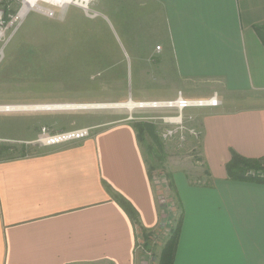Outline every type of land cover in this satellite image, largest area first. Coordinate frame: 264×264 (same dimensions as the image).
<instances>
[{
	"label": "crops",
	"instance_id": "obj_1",
	"mask_svg": "<svg viewBox=\"0 0 264 264\" xmlns=\"http://www.w3.org/2000/svg\"><path fill=\"white\" fill-rule=\"evenodd\" d=\"M94 6L107 10L127 38L126 28L135 25L126 24L125 12L135 13L142 30L135 34L148 46L143 53L133 48L136 60L170 57L191 87L185 93L206 95L209 83L222 97L221 106L194 112L209 175L190 180L183 170L173 172L183 210L174 264H264V184L230 180L226 171L231 150L264 156V44L255 29L264 26V0ZM157 36L162 40L153 43ZM132 115L90 125L92 135L80 142L0 161V264H139L142 230L104 184L134 205L157 242L156 184Z\"/></svg>",
	"mask_w": 264,
	"mask_h": 264
},
{
	"label": "rangeland",
	"instance_id": "obj_2",
	"mask_svg": "<svg viewBox=\"0 0 264 264\" xmlns=\"http://www.w3.org/2000/svg\"><path fill=\"white\" fill-rule=\"evenodd\" d=\"M96 9L100 12L96 19H89L78 7H70L61 20L32 13L7 47L6 58L0 64V104L75 105L66 109L0 112V161L39 152L44 148L37 143L43 127L53 133L95 123L108 126L133 114L135 122L154 123L159 135L164 127L173 125L161 118L179 112L152 108L145 102L171 100L180 93L188 98H207L215 93L209 83L204 85L208 88L206 95L185 93L184 87H191L176 75L170 57L164 61L136 60L133 48L142 52L148 46L141 44L144 38L135 34L142 30L139 22L133 20L134 12H125V20L129 19L126 24L135 25L126 28L130 32L127 38L107 10L101 6ZM151 39L154 43L162 40V36ZM130 99L140 105L134 108L102 105L126 103ZM196 110L185 111L184 122L187 129L197 130L199 137L188 133L184 143L162 140L167 153L164 162L148 153L146 147L151 140L147 135L143 142L157 195L167 196L170 202L174 199L166 174L183 170L190 180L203 179L202 174H206L198 153L202 128L200 118L194 115ZM172 203L176 211L178 203L176 200ZM167 234L161 232L157 242H150L148 252L142 246L138 248L139 264H158Z\"/></svg>",
	"mask_w": 264,
	"mask_h": 264
},
{
	"label": "built area",
	"instance_id": "obj_3",
	"mask_svg": "<svg viewBox=\"0 0 264 264\" xmlns=\"http://www.w3.org/2000/svg\"><path fill=\"white\" fill-rule=\"evenodd\" d=\"M96 0H0V64L6 58V49L13 41L20 28L24 25L27 17L35 13L48 19H63L70 7L80 8L86 17L96 19L100 16L99 10L95 8ZM157 46V49H160ZM152 108L176 109L179 113L176 116L161 118L166 124H173L164 127L159 136L162 140L184 143L187 141V134L197 135L200 133L195 129H187L184 122V112L198 108H216L222 105V99L218 93L207 98H188L182 93L171 100L150 101ZM9 104H0V112H13ZM176 124V125H175ZM94 127L86 126L57 132H49L46 127L37 143L44 146H61L80 142L92 135ZM142 243L138 244V248Z\"/></svg>",
	"mask_w": 264,
	"mask_h": 264
},
{
	"label": "trees",
	"instance_id": "obj_4",
	"mask_svg": "<svg viewBox=\"0 0 264 264\" xmlns=\"http://www.w3.org/2000/svg\"><path fill=\"white\" fill-rule=\"evenodd\" d=\"M255 29L258 36L264 44V26L256 25ZM134 127L137 130L139 141L143 144L146 135L150 138L151 143L146 147L148 153L154 156L158 161L164 162L166 158V151L162 138L157 134V129L152 122H134ZM25 149L24 146L22 150ZM25 150H23L24 153ZM199 153V152H198ZM8 157L7 159L15 158ZM5 160V159H4ZM150 176L153 184H155L152 176V167L149 165ZM227 178L233 181H246L264 184V156L261 157H246L235 150H231V158L226 164ZM206 174L209 172L206 170ZM167 186L172 191V199L179 203V195L175 183L173 181V174H166ZM106 190L112 195V198L117 201L130 216L134 224L142 230L143 233V248L145 251H150L153 231H147L142 228L139 213L134 205L126 199L123 195L114 192L112 187L104 182ZM155 186V185H154ZM172 200V201H174ZM170 202L167 196L158 195L160 222L157 226L158 232L167 231V240L161 250L158 264H174L175 255L177 252L178 242L181 234V227L183 222V210L180 204H177L176 211H173L174 204ZM169 222L171 224H169ZM169 231V232H168Z\"/></svg>",
	"mask_w": 264,
	"mask_h": 264
},
{
	"label": "bare ground",
	"instance_id": "obj_5",
	"mask_svg": "<svg viewBox=\"0 0 264 264\" xmlns=\"http://www.w3.org/2000/svg\"><path fill=\"white\" fill-rule=\"evenodd\" d=\"M150 103V101L145 102ZM75 104H44V105H11L14 110H29V109H37V108H45V109H61V108H74ZM104 106H127L128 108H134L140 103L135 102L133 99H130L126 103L119 104H102Z\"/></svg>",
	"mask_w": 264,
	"mask_h": 264
}]
</instances>
